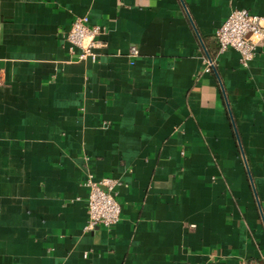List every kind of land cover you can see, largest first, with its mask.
I'll return each mask as SVG.
<instances>
[{
	"label": "crops",
	"instance_id": "1",
	"mask_svg": "<svg viewBox=\"0 0 264 264\" xmlns=\"http://www.w3.org/2000/svg\"><path fill=\"white\" fill-rule=\"evenodd\" d=\"M240 9L264 0H0V264H264V46L214 37ZM85 16L97 61L62 39ZM89 174L113 228L84 230Z\"/></svg>",
	"mask_w": 264,
	"mask_h": 264
},
{
	"label": "built area",
	"instance_id": "2",
	"mask_svg": "<svg viewBox=\"0 0 264 264\" xmlns=\"http://www.w3.org/2000/svg\"><path fill=\"white\" fill-rule=\"evenodd\" d=\"M105 30L101 26H92L87 16L76 18L71 27L62 34L69 44V51L78 61H97L99 51L106 44L101 40ZM218 54L235 50L240 54L243 66H248L258 50L264 46V17L255 15L248 10L233 11L215 32ZM133 57L137 54L132 49ZM214 62L208 60L206 72L213 69ZM119 182L113 178L96 181L92 174L87 175L84 187L87 190V223L86 232H91L98 226L113 228L122 214V207L117 201L115 189ZM241 264H260L258 262H243Z\"/></svg>",
	"mask_w": 264,
	"mask_h": 264
},
{
	"label": "water",
	"instance_id": "3",
	"mask_svg": "<svg viewBox=\"0 0 264 264\" xmlns=\"http://www.w3.org/2000/svg\"><path fill=\"white\" fill-rule=\"evenodd\" d=\"M213 70L216 72V69H215V67H213ZM216 75H217V72H216ZM218 76V75H217ZM221 83V82H220ZM221 86H222V83H221ZM222 88H223V86H222Z\"/></svg>",
	"mask_w": 264,
	"mask_h": 264
}]
</instances>
